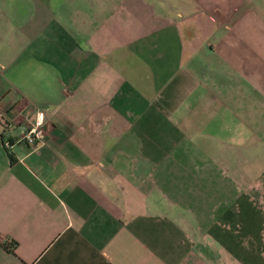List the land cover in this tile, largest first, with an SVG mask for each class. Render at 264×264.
<instances>
[{
    "label": "crops",
    "instance_id": "crops-1",
    "mask_svg": "<svg viewBox=\"0 0 264 264\" xmlns=\"http://www.w3.org/2000/svg\"><path fill=\"white\" fill-rule=\"evenodd\" d=\"M0 109V264H264V0H0Z\"/></svg>",
    "mask_w": 264,
    "mask_h": 264
},
{
    "label": "built area",
    "instance_id": "built-area-1",
    "mask_svg": "<svg viewBox=\"0 0 264 264\" xmlns=\"http://www.w3.org/2000/svg\"><path fill=\"white\" fill-rule=\"evenodd\" d=\"M7 126V119L3 115L2 109H0V127ZM43 137L42 128V114L39 109L34 110L32 118L25 124H22L19 128V133L15 136V141L23 140L25 142L39 143ZM0 144L4 148L10 146L9 139L2 137L0 138Z\"/></svg>",
    "mask_w": 264,
    "mask_h": 264
},
{
    "label": "water",
    "instance_id": "water-1",
    "mask_svg": "<svg viewBox=\"0 0 264 264\" xmlns=\"http://www.w3.org/2000/svg\"><path fill=\"white\" fill-rule=\"evenodd\" d=\"M6 163H7V157L5 154V150L2 147V145L0 144V175H1V172L4 168V166L6 165Z\"/></svg>",
    "mask_w": 264,
    "mask_h": 264
},
{
    "label": "rangeland",
    "instance_id": "rangeland-1",
    "mask_svg": "<svg viewBox=\"0 0 264 264\" xmlns=\"http://www.w3.org/2000/svg\"><path fill=\"white\" fill-rule=\"evenodd\" d=\"M219 185H220V184H217V181H216V191L218 190Z\"/></svg>",
    "mask_w": 264,
    "mask_h": 264
},
{
    "label": "trees",
    "instance_id": "trees-1",
    "mask_svg": "<svg viewBox=\"0 0 264 264\" xmlns=\"http://www.w3.org/2000/svg\"><path fill=\"white\" fill-rule=\"evenodd\" d=\"M6 156L8 157V159H10V156L6 154ZM13 243V242H12Z\"/></svg>",
    "mask_w": 264,
    "mask_h": 264
}]
</instances>
